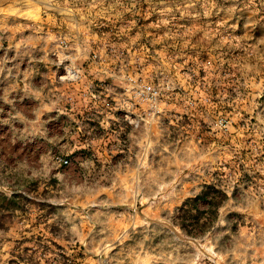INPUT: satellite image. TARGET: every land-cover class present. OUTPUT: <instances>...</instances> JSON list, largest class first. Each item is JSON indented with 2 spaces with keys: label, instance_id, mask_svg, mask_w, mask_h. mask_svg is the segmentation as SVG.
<instances>
[{
  "label": "rangeland",
  "instance_id": "374dc122",
  "mask_svg": "<svg viewBox=\"0 0 264 264\" xmlns=\"http://www.w3.org/2000/svg\"><path fill=\"white\" fill-rule=\"evenodd\" d=\"M0 264H264V0H0Z\"/></svg>",
  "mask_w": 264,
  "mask_h": 264
},
{
  "label": "trees",
  "instance_id": "16d2710c",
  "mask_svg": "<svg viewBox=\"0 0 264 264\" xmlns=\"http://www.w3.org/2000/svg\"><path fill=\"white\" fill-rule=\"evenodd\" d=\"M226 198L224 191L207 184L197 194L180 202L172 212L170 223L182 235L196 238L217 219V209Z\"/></svg>",
  "mask_w": 264,
  "mask_h": 264
},
{
  "label": "crops",
  "instance_id": "0c3cea01",
  "mask_svg": "<svg viewBox=\"0 0 264 264\" xmlns=\"http://www.w3.org/2000/svg\"><path fill=\"white\" fill-rule=\"evenodd\" d=\"M63 106H64V110H61V109H55V106H53V108H52V110L50 109L51 108V106L50 105H47L46 104V107H48L47 108V114H50L51 112H52V114H53V116H56L57 118H60V120H61V125H62V128H61V131H63V134H62V139L63 140H68V138H69V136L67 137V135H66V129H65V123L64 122H66L67 120L69 121V123H70V121H74V119H73V116L75 115L73 112H70V110H71V108H69V107H66L65 106V104H63ZM39 107L42 109V104H41V102L39 103ZM58 107H59V104H58ZM42 113V110H40V112H39V114H41ZM80 121H81V119H80ZM65 133V134H64ZM66 138V139H65ZM52 139H54V136L52 137ZM65 147V149H69L70 151H72L74 154H76L77 153V150H74L73 151V147H75L73 144H72V142L69 140V144H68V146H64ZM76 148H78V147H76ZM75 148V149H76Z\"/></svg>",
  "mask_w": 264,
  "mask_h": 264
},
{
  "label": "built area",
  "instance_id": "2783aa9c",
  "mask_svg": "<svg viewBox=\"0 0 264 264\" xmlns=\"http://www.w3.org/2000/svg\"><path fill=\"white\" fill-rule=\"evenodd\" d=\"M143 96L144 94L146 95V99L149 101V99L153 98V94L150 92L149 86H142L141 91H140ZM59 162L63 165L67 164V160L66 159H61L59 160Z\"/></svg>",
  "mask_w": 264,
  "mask_h": 264
}]
</instances>
